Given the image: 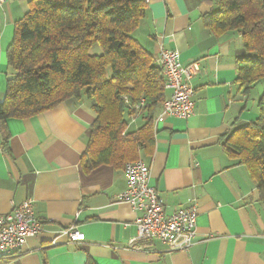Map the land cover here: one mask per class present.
Here are the masks:
<instances>
[{
  "label": "crops",
  "instance_id": "obj_1",
  "mask_svg": "<svg viewBox=\"0 0 264 264\" xmlns=\"http://www.w3.org/2000/svg\"><path fill=\"white\" fill-rule=\"evenodd\" d=\"M30 1L0 5V103L10 76L7 53ZM148 1L133 38L155 66L163 46L178 52L183 65L200 63V72L193 79L194 114L160 119V107L154 145L139 148L128 162L149 167L167 215L196 205L194 244L174 251L156 241L130 247L141 213L118 200L127 189L128 162L91 167L84 161L97 114L86 97L71 98L29 119L0 124V215L32 200L43 224L22 253L0 264H264V203L248 168L225 150L233 132L259 118L264 84L247 94L238 84L239 59L251 54L239 33L208 27L219 0ZM144 125L137 114L127 133ZM71 228L85 239L72 242L63 234Z\"/></svg>",
  "mask_w": 264,
  "mask_h": 264
},
{
  "label": "trees",
  "instance_id": "obj_2",
  "mask_svg": "<svg viewBox=\"0 0 264 264\" xmlns=\"http://www.w3.org/2000/svg\"><path fill=\"white\" fill-rule=\"evenodd\" d=\"M145 14L143 0H31L7 53L10 76L0 124L86 97L97 114L84 159L91 167L115 166L136 159L141 147L150 150L154 118L167 97L160 68L132 36ZM206 23L217 33H239L251 54L238 62L240 89L247 94L264 84V0H219ZM94 49L101 54H92ZM258 110L255 122L227 138L225 150L248 168L264 203V94ZM137 114L144 127L127 133Z\"/></svg>",
  "mask_w": 264,
  "mask_h": 264
},
{
  "label": "built area",
  "instance_id": "obj_3",
  "mask_svg": "<svg viewBox=\"0 0 264 264\" xmlns=\"http://www.w3.org/2000/svg\"><path fill=\"white\" fill-rule=\"evenodd\" d=\"M8 1L0 0V5ZM158 66L165 78V89L170 93L163 105L160 119H188L195 111L193 79L200 72V63L183 65L178 52L161 46ZM123 98L128 103V98ZM129 106L131 109L130 104ZM125 174L127 189L120 194L118 200L128 203L136 212L141 213L135 221L137 236L130 241V247L140 249L141 244L156 241L165 244L170 251L189 249L197 236L196 205L167 215L158 192L150 184V169L142 160L128 162ZM42 232L43 224L35 215L32 200L14 205L10 213L0 215V260L22 253L28 241ZM63 234L72 242L85 239L83 234L72 228Z\"/></svg>",
  "mask_w": 264,
  "mask_h": 264
},
{
  "label": "rangeland",
  "instance_id": "obj_4",
  "mask_svg": "<svg viewBox=\"0 0 264 264\" xmlns=\"http://www.w3.org/2000/svg\"><path fill=\"white\" fill-rule=\"evenodd\" d=\"M96 49V48H95ZM92 50V54H101V50ZM108 77L110 78L111 77V73H108ZM253 93H254V95L255 96H257V93H258V89H255L254 91H253Z\"/></svg>",
  "mask_w": 264,
  "mask_h": 264
}]
</instances>
